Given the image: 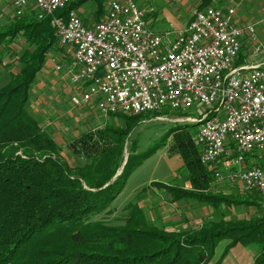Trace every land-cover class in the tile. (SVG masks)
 Masks as SVG:
<instances>
[{"label":"trees","instance_id":"trees-1","mask_svg":"<svg viewBox=\"0 0 264 264\" xmlns=\"http://www.w3.org/2000/svg\"><path fill=\"white\" fill-rule=\"evenodd\" d=\"M88 1L97 7L102 3L75 0L55 15ZM50 19L31 13L0 27L3 49L9 50L19 37L26 44L17 59L19 71L10 74L9 82L0 88V264H211L222 241L229 242L225 250L240 245L255 253L254 264H264V217L206 220L196 227L169 231L151 224L134 201L125 206L119 225L94 220L109 213L132 169L140 164L134 163L138 156L129 154L116 176L124 160L125 141L146 115H119L123 127L80 135L67 148L84 163L68 166L60 158L61 148L51 131L42 128L29 110L36 75L58 43ZM193 128H175L168 147L169 155L182 159L190 191L157 183L151 187L163 189L172 202L196 200L214 208L264 207L263 199L253 194L221 197L210 193L209 183L214 180L200 163L190 132Z\"/></svg>","mask_w":264,"mask_h":264},{"label":"built area","instance_id":"built-area-1","mask_svg":"<svg viewBox=\"0 0 264 264\" xmlns=\"http://www.w3.org/2000/svg\"><path fill=\"white\" fill-rule=\"evenodd\" d=\"M73 1L0 0V18L7 6L14 18L51 17L72 61L70 85L102 118L167 112L177 116L173 124L215 115L193 137L201 165L214 182L264 200V61L240 62L243 37L249 57L264 55L254 26L237 25L232 8L210 7L193 10L182 30L156 33L147 23L154 8L108 0L103 19L89 27L74 9L55 15ZM49 62L61 70L55 58Z\"/></svg>","mask_w":264,"mask_h":264},{"label":"rangeland","instance_id":"rangeland-1","mask_svg":"<svg viewBox=\"0 0 264 264\" xmlns=\"http://www.w3.org/2000/svg\"><path fill=\"white\" fill-rule=\"evenodd\" d=\"M107 1L108 0H102L100 7H97V5L92 1H88L74 10L77 12L85 25H92L97 23V21L99 22L100 19L104 17L107 9ZM188 2L191 4V6L188 7L186 13H183L184 19L189 18L193 10L198 9L200 0H188ZM135 3L143 9H148L151 7L156 10L161 9L162 7H168V5L165 3V0H135ZM185 3L187 6V2ZM205 6L206 8L214 7L212 4ZM201 7L203 6H199V8ZM183 11H185V9H183ZM156 14L150 18H153ZM242 16L243 21L239 20ZM150 18L148 21L151 20ZM11 19L2 17L0 19V27L9 24ZM234 21L241 27L253 25L257 40L264 44V21L261 22L259 17L240 13L236 14ZM151 30L155 31V28ZM242 42H244V47L241 54L242 57H240L242 62H250L251 60L252 62L264 61V55L259 57H249L248 52H250V47L247 46V38L243 37ZM56 45L57 46L54 47L53 50H51L47 55L46 61H49L50 58H55L56 62H59L58 64L61 63L62 65L63 61L69 58L66 52L61 47H59L58 43ZM25 46L26 44L24 40L19 37L13 42V44L7 47L9 50L0 47V60L2 61L0 66V88L9 82L10 74H14L19 71L20 62L17 61V59L25 49ZM61 59L63 61H61ZM51 66L52 70L50 68L49 70H46V72L41 73L36 78L32 85V89H37L38 86H40L39 92L36 93L35 97H41L44 92L46 94L44 95V99L50 100L51 102H56V96L53 94V86H55L54 84L57 82V78H62V66L60 71H55L53 65ZM36 101L38 100L36 99ZM43 109L45 112H47L45 117L49 120V122H54V124H57L58 128H62L61 125L66 121L69 122L70 120L74 119L66 118L65 115L67 114L64 112V110L56 109L55 113H53V111L51 112L49 110L48 102L43 106ZM77 112L78 113H75L77 122H73V125L70 127L72 132L66 134L68 131L63 128V132H59L62 135L61 141L63 142V144L60 145V158L70 167L82 165L84 160L74 157L67 148V144L86 132H96L103 130L105 127L120 128L124 125L122 118L119 117H109L106 119L99 117L92 107L87 110L82 106V109L78 110ZM84 113L87 115L83 116L82 114ZM163 114H161V116H144L138 121L137 125L129 133L128 138L125 141L123 163L127 161L129 154L134 153L136 156H138L135 158L134 163L140 162V164L138 167L132 169V173L129 176L124 188L113 201L109 209V213L97 216L94 218V220L104 219L113 225H119L122 223V220L126 214L124 210L125 206L134 201H137L138 204H141V207L144 209L151 224L159 227L160 229H167L169 231L185 230L189 226L196 227L206 220L224 219L226 222L234 220L252 221L264 217V207L258 208L254 205H233L230 208H226L225 205H221L217 208H214L196 200H180L177 202H172L170 195L164 192L163 189H158V187L153 188L151 186L150 188H147L149 183L155 181L158 186L164 185L166 187L177 188L186 191H190L191 189L182 159L176 155H169L168 147L172 144V135L175 132V128L182 126H194L190 132H192V134L195 136L199 123L191 124L189 121H182L180 123L172 124L168 121L177 119V116L175 114H167V112H164ZM178 116V120H181L183 117H189L187 115L183 117L182 115ZM127 117L129 118L130 116ZM55 136L57 140H60L59 135L55 134ZM147 157L149 158L146 159ZM121 168L118 171L117 176L121 174ZM221 184L223 183L210 181V193H212L214 196L221 197H232L235 195L241 197L249 196L245 195L238 188H226ZM256 197L260 198L258 196Z\"/></svg>","mask_w":264,"mask_h":264},{"label":"crops","instance_id":"crops-1","mask_svg":"<svg viewBox=\"0 0 264 264\" xmlns=\"http://www.w3.org/2000/svg\"><path fill=\"white\" fill-rule=\"evenodd\" d=\"M185 2H187V6ZM165 3L168 5V7H162L161 9H156L155 14L156 13L157 14L153 18H150L153 15L149 16V18L151 19L147 21V23H149V28L151 29L155 28V31L153 32H156V33L164 32L165 30L168 29L169 26H172L174 31H179V30L186 28L191 20V14L189 18H186V19L183 18V13H186L188 10V7L191 6L188 0H165ZM209 4L214 5L213 8H222V9L232 8L235 10V17H236V14L244 13V14H249L252 16L259 17L261 19V22L264 21V0H200L199 6H203V7L199 8L198 6V9H204L206 8L205 5H209ZM183 9H185V11H183ZM2 17L3 18L6 17L10 19L14 18L8 6L5 7L4 13L1 16V18ZM242 18L243 16L239 20L243 21ZM102 19L103 17L100 20ZM93 25L94 24L88 25V26L92 27ZM61 61L63 60L61 59ZM240 62L242 63V61ZM44 65L41 71L36 75V78L41 73L46 72V70H49L50 68L52 70V66H51L52 64L49 61H46ZM61 66H62V71H61L62 78L60 79L57 78V82L54 84L55 86H53V94L56 96L55 98L56 102H53V101L51 102L50 100L44 99V95H46L44 92L41 97H35L36 93L39 92L40 86H38L37 89L31 88L30 90L31 97L29 100V103H30L29 110H30L31 115L38 121V123L41 125L42 128L48 129L51 131V135L53 134L52 135L53 140L60 148H61L60 145L63 144V142L61 141L62 135L59 132H63L62 128L68 131L66 134L72 132V129L70 127L71 125H73V122H77L75 113H78L77 111L82 109V106L85 107L87 110L92 107L95 110V113L99 117H101L99 113L96 111L95 105L93 103L83 104L81 102V99H80L81 90L69 84V76L73 71L71 59L69 58V59L64 60ZM40 94H37V95H40ZM36 99L38 101H36ZM47 102L49 103V110L51 112L53 111V113H55L56 109L64 110V112H66L67 114L65 115L66 118H74V119L70 120L69 122L66 121L65 123L61 125L62 128H58L57 124H54V122H49V120L45 117L47 112H45V110L43 109V106ZM85 113L82 115L86 116L87 114ZM55 134L59 135L60 140H57ZM154 183L156 182L152 181L151 183H149L147 185V188H150V186ZM221 185L225 186L226 188L232 187L224 183ZM138 205L139 207H141V204H138ZM228 244H229L228 241H222L219 243V245L215 249V254H214L213 260L211 261V264H254L255 253L253 251L243 248L240 245H236L235 247L227 251L225 249Z\"/></svg>","mask_w":264,"mask_h":264},{"label":"bare ground","instance_id":"bare-ground-1","mask_svg":"<svg viewBox=\"0 0 264 264\" xmlns=\"http://www.w3.org/2000/svg\"><path fill=\"white\" fill-rule=\"evenodd\" d=\"M182 122V121H179ZM191 124L199 123L198 129H207L208 127H212V122H215V115H208V118L194 119L189 121ZM178 123V122H177Z\"/></svg>","mask_w":264,"mask_h":264},{"label":"water","instance_id":"water-1","mask_svg":"<svg viewBox=\"0 0 264 264\" xmlns=\"http://www.w3.org/2000/svg\"><path fill=\"white\" fill-rule=\"evenodd\" d=\"M125 164H126V161L123 163V165H122V168H121V172H122V169H123V167L125 166ZM117 176V175H116Z\"/></svg>","mask_w":264,"mask_h":264}]
</instances>
